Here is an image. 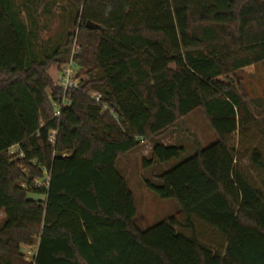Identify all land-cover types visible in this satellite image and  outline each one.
Here are the masks:
<instances>
[{"label": "trees", "instance_id": "obj_1", "mask_svg": "<svg viewBox=\"0 0 264 264\" xmlns=\"http://www.w3.org/2000/svg\"><path fill=\"white\" fill-rule=\"evenodd\" d=\"M78 31L81 81L63 92L49 69L66 49L29 59L0 0V264H264V152L248 173L230 146L252 126L264 142L237 76L264 61V0H82ZM197 109L215 139L143 178L178 211L141 230L116 163L146 142L141 168L179 159L159 138Z\"/></svg>", "mask_w": 264, "mask_h": 264}, {"label": "rangeland", "instance_id": "obj_2", "mask_svg": "<svg viewBox=\"0 0 264 264\" xmlns=\"http://www.w3.org/2000/svg\"><path fill=\"white\" fill-rule=\"evenodd\" d=\"M81 1L9 0L10 10L24 26L29 59L40 61L56 48L66 49L65 54L60 58L62 61L69 59L72 50L77 45L76 36L79 32ZM49 75L55 84L60 83L59 71L54 67H50ZM237 76L241 79L242 90L250 111L264 130V61L255 65L253 74L237 72ZM78 77L81 78L79 73ZM214 139L212 130L200 109H197L177 121L173 128L159 138V141L164 144L177 143L184 147V152L179 159L154 168H141V157H147L151 147V142H146L132 149L117 161L116 169L126 179L127 186L134 198L136 215L133 221L139 229L144 230L158 221L175 215L178 211L173 200L160 199L148 191L144 187L143 178H149L152 172L167 170L193 155L197 148L208 146ZM230 146L238 152L240 165L248 173L250 170L248 163L250 149L258 147L264 152V142L253 126L247 132L236 133L232 136ZM251 175L253 174L251 173ZM31 198H35V196H31ZM196 224L201 225V222L196 220ZM200 232L202 236H208L204 229ZM25 256L31 257L30 254H25Z\"/></svg>", "mask_w": 264, "mask_h": 264}, {"label": "built area", "instance_id": "obj_3", "mask_svg": "<svg viewBox=\"0 0 264 264\" xmlns=\"http://www.w3.org/2000/svg\"><path fill=\"white\" fill-rule=\"evenodd\" d=\"M79 51L78 46L76 45L74 47V50H72V53L70 54L69 59H67L65 61V63L63 64V66L61 67V69L59 70V74H60V83L58 84V86H60V88H62L63 92H65L67 89H71V88H78L79 84H80V78L78 77V69L75 67V65L73 64V55L76 54ZM90 96L96 101L99 102L100 99V95L98 93L95 92H91ZM67 102L65 101L64 98H60V101L58 103H55L53 105V110H54V116L58 117L60 115V110L62 107L66 106ZM106 108L104 107V110ZM109 113L112 114L113 117H115V114L113 113L112 110H109ZM55 135H56V131L55 130H51L50 134H49V142L51 144H54L55 142ZM142 141V140H141ZM12 149L10 150V152H12ZM18 157H22L21 154H18ZM25 254H30L31 257H27L25 256V260L26 261H30L32 262L33 257L35 255L36 252V247L34 248L33 246H25Z\"/></svg>", "mask_w": 264, "mask_h": 264}, {"label": "water", "instance_id": "obj_4", "mask_svg": "<svg viewBox=\"0 0 264 264\" xmlns=\"http://www.w3.org/2000/svg\"><path fill=\"white\" fill-rule=\"evenodd\" d=\"M85 27H86L87 29H90V30L100 29V26H99V25L94 24V23H92V22H90V21H87V22L85 23Z\"/></svg>", "mask_w": 264, "mask_h": 264}, {"label": "crops", "instance_id": "obj_5", "mask_svg": "<svg viewBox=\"0 0 264 264\" xmlns=\"http://www.w3.org/2000/svg\"><path fill=\"white\" fill-rule=\"evenodd\" d=\"M3 219H4V216H3L2 213H0V223H2ZM33 247L35 248L36 246L33 245ZM25 248H26V247H23V248H22V251H25Z\"/></svg>", "mask_w": 264, "mask_h": 264}]
</instances>
